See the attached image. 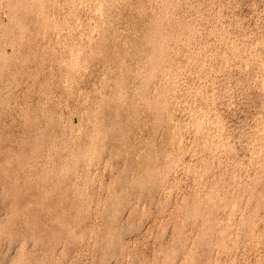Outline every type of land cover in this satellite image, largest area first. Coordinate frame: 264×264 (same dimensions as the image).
Masks as SVG:
<instances>
[{
  "label": "rangeland",
  "instance_id": "374dc122",
  "mask_svg": "<svg viewBox=\"0 0 264 264\" xmlns=\"http://www.w3.org/2000/svg\"><path fill=\"white\" fill-rule=\"evenodd\" d=\"M263 70L264 0H0V264H264Z\"/></svg>",
  "mask_w": 264,
  "mask_h": 264
},
{
  "label": "bare ground",
  "instance_id": "6f19581e",
  "mask_svg": "<svg viewBox=\"0 0 264 264\" xmlns=\"http://www.w3.org/2000/svg\"><path fill=\"white\" fill-rule=\"evenodd\" d=\"M85 1V0H84ZM78 2H79V0H78ZM91 2V1H90ZM39 3V2H38ZM75 3V2H74ZM88 3V2H87ZM95 3V2H94ZM40 4V3H39ZM38 4V5H39ZM73 4V3H72ZM83 4V3H82ZM93 4V3H92ZM98 4V3H97ZM105 4V3H104ZM42 5V4H41ZM75 5V4H74ZM107 5H108V3H107ZM71 6V5H70ZM77 6H78V4H77ZM87 6H88V4H87ZM105 6V5H104ZM109 6V5H108ZM107 6V7H108ZM80 7V6H79ZM84 7V6H83ZM32 8V7H31ZM109 8V7H108ZM37 9V8H36ZM39 9V8H38ZM95 9V8H94ZM83 10V9H82ZM74 12H75V9L73 10ZM103 11V10H102ZM29 12V11H28ZM90 12V11H89ZM95 12V11H94ZM104 13V12H103ZM39 14V13H38ZM92 14V13H91ZM95 14V13H94ZM96 15H99V14H96ZM106 15V14H105ZM93 16H95V15H93ZM91 18V17H90ZM98 18V17H97ZM101 18V17H100ZM88 19H89V17H88ZM102 19V18H101ZM87 20V19H86ZM98 20V19H97ZM86 22V21H85ZM94 24V23H93ZM96 24V23H95ZM42 26V25H41ZM105 26V25H104ZM166 26V25H165ZM44 27H45V25H44ZM162 27H163V25H162ZM75 28V27H74ZM78 28V27H77ZM44 29V28H43ZM48 29V28H47ZM80 29V28H79ZM96 29V28H95ZM165 29V28H164ZM163 29V30H164ZM94 30V29H93ZM70 31H71V29H70ZM69 31V32H70ZM77 31V30H76ZM78 32V31H77ZM86 32H84L83 34H85ZM161 34V33H160ZM159 34V35H160ZM100 35V34H99ZM102 36V35H101ZM164 37V36H163ZM160 38V37H159ZM169 38V37H168ZM153 39V38H152ZM165 39V38H164ZM163 38H162V40H164ZM100 40V39H99ZM155 40V39H154ZM74 42V41H73ZM167 41L165 40V43H166ZM154 43H155V41H154ZM157 43V42H156ZM159 43V42H158ZM163 43V42H162ZM168 43V42H167ZM167 43L165 44V45H167ZM182 43V42H181ZM98 44V43H97ZM168 44H170V42L168 43ZM158 45V44H157ZM163 45V44H162ZM161 45V46H162ZM164 46V45H163ZM174 46V45H173ZM183 46H184V44H183ZM182 46V48H184ZM234 46V45H233ZM232 46V47H233ZM75 47H76V45H75ZM74 47V48H75ZM87 47V46H86ZM85 47V48H86ZM155 47H156V45H155ZM154 47V48H155ZM181 47V46H180ZM226 47V46H225ZM97 48V47H96ZM99 48V47H98ZM161 48H163V47H161ZM168 49H169V47H167ZM234 48V47H233ZM92 49H93V46H92ZM153 49V48H152ZM156 49H157V47H156ZM164 49H166V46L164 47ZM164 49H163V51H164ZM174 49V48H173ZM94 50V49H93ZM150 50H151V48H150ZM158 50H160V47L158 48ZM167 50V49H166ZM74 51H75V49H74ZM89 51V50H88ZM101 51V50H100ZM163 51L161 52V54H163ZM168 51V50H167ZM172 51V50H171ZM229 51V50H228ZM91 52V51H90ZM164 52H166V51H164ZM169 52V51H168ZM232 52H233V50H232ZM79 53V52H78ZM156 53H160V51L159 52H156ZM167 53V52H166ZM172 53V52H171ZM181 53V52H180ZM231 53V52H230ZM95 54V53H94ZM175 54V53H174ZM173 54V55H174ZM71 55V54H70ZM75 55V54H74ZM84 55V54H83ZM91 55V54H90ZM99 55V54H98ZM151 55H152V53H151ZM158 55V54H157ZM243 55H244V53H243ZM155 55H153V57H154ZM181 56V55H180ZM158 57H159V55H158ZM160 57H162V56H160ZM167 57V56H166ZM173 57V56H172ZM193 57H194V54H193ZM195 57H197L196 55H195ZM202 57V56H201ZM234 57V56H233ZM75 58V57H74ZM74 58H73V60H74ZM170 58V57H169ZM188 58V57H187ZM85 59V58H84ZM125 59V58H124ZM149 59V58H148ZM162 59V58H161ZM177 59V58H176ZM191 59H192V57H191ZM88 60V59H87ZM122 61H123V59H121ZM147 60V59H146ZM151 60H153V59H151ZM151 60H149V61H151ZM154 60H156V57H155V59ZM188 60V59H187ZM193 60V59H192ZM191 60V61H192ZM198 60H199V58H198ZM83 61H85V60H83ZM157 61V60H156ZM162 62H163V59L161 60ZM189 61H190V59H189ZM70 62V61H69ZM79 62H81V61H79ZM161 62V63H162ZM194 62V61H193ZM200 62V61H199ZM225 62H226V60H225ZM82 63V62H81ZM91 63V62H90ZM153 63V62H152ZM156 63V62H155ZM161 63H160V66H161ZM201 63V62H200ZM76 64V63H75ZM84 64V63H83ZM186 64H188V61H187V63ZM70 65V64H69ZM159 65V64H158ZM173 65V64H172ZM176 65V64H175ZM180 65V64H179ZM200 65V64H199ZM82 66V65H81ZM120 66H121V64H120ZM90 67V66H89ZM165 67H166V65H165ZM170 67H171V65H170ZM189 67V66H188ZM79 68V67H78ZM81 69H82V67H80ZM172 68V67H171ZM170 68V69H171ZM194 68V67H193ZM196 68V67H195ZM194 68V69H195ZM117 69V68H116ZM120 69V68H119ZM130 69V68H129ZM135 69L136 68H134V71H135ZM165 69V68H164ZM76 70V69H75ZM163 70V69H162ZM167 70V69H166ZM173 70V69H172ZM174 70H175V68H174ZM73 71V70H72ZM138 71V70H137ZM139 71H142V70H139ZM178 71V70H177ZM184 71V70H183ZM264 71V70H263ZM165 72V71H164ZM83 73V72H82ZM127 73V72H126ZM143 73V72H142ZM162 73V72H161ZM179 73V72H178ZM135 74V73H134ZM138 74V73H137ZM164 74V73H163ZM176 74V73H175ZM181 74V73H180ZM179 74V75H180ZM185 74V73H184ZM189 74V73H188ZM136 75V74H135ZM139 76V75H138ZM148 76V75H147ZM146 76V77H147ZM151 76V75H150ZM163 76V75H162ZM171 76V75H170ZM182 76V75H181ZM145 77V78H146ZM164 77V76H163ZM172 77V76H171ZM175 77H176V75H175ZM137 78V77H136ZM167 78V77H166ZM179 78V77H178ZM132 79V78H131ZM134 79V78H133ZM142 79H144V77L142 78ZM151 79V78H150ZM140 80H141V78H140ZM149 80V79H148ZM147 80V81H148ZM168 80H169V78H168ZM118 81V80H117ZM143 81V80H142ZM147 81H146V83H147ZM170 81V80H169ZM166 82V81H165ZM181 82V81H180ZM139 83V82H138ZM167 83V82H166ZM176 83V82H175ZM173 84V83H172ZM99 85V84H98ZM164 85V84H163ZM178 85V84H177ZM182 85V84H181ZM142 86V85H141ZM140 86V87H141ZM145 86V85H144ZM169 86V85H168ZM174 86V85H173ZM102 87V86H101ZM177 86H175V88H176ZM136 88H137V86H136ZM115 89V88H114ZM183 89V88H182ZM181 89V90H182ZM102 90V89H101ZM119 90V89H118ZM122 90V89H121ZM136 90V89H135ZM175 90V89H174ZM177 90H178V88H177ZM109 91V90H108ZM179 91V90H178ZM120 92V91H119ZM129 92H130V90H129ZM99 93H100V91H99ZM102 93V92H101ZM97 94V93H96ZM136 94V93H135ZM142 94V93H141ZM104 95V94H103ZM108 95V94H107ZM115 95H116V93H115ZM121 95V94H120ZM120 95H119V97H120ZM143 95H144V93H143ZM98 96V95H97ZM113 96V95H112ZM123 96V95H122ZM174 96V95H173ZM95 97V96H94ZM168 97V96H167ZM170 97V96H169ZM185 97V96H184ZM188 97H189V95H188ZM106 98V97H105ZM123 98V97H122ZM127 98V97H126ZM139 98V97H138ZM147 98V97H146ZM157 98V97H156ZM92 99V98H91ZM90 99V100H91ZM100 99V98H99ZM107 99V98H106ZM140 99V98H139ZM143 99V98H142ZM177 99V98H176ZM83 100V99H82ZM115 100H116V98H115ZM122 100V99H121ZM123 100H125V98H123ZM170 100V99H169ZM184 100V99H183ZM189 100H190V98H189ZM107 101V100H106ZM132 101V100H131ZM146 100H144V102H145ZM151 101V100H150ZM103 102V101H102ZM124 102V101H123ZM154 102H155V100H154ZM189 102V101H188ZM106 103V102H105ZM198 103V102H197ZM146 104V103H145ZM91 105V104H90ZM122 105V104H121ZM147 105V104H146ZM180 105H182V102H181V104ZM187 105V104H186ZM198 105V104H197ZM202 105V104H201ZM124 106V105H123ZM178 106V105H177ZM183 107V106H182ZM203 107V106H202ZM148 108V107H147ZM188 108H189V106H188ZM155 109V108H154ZM207 109V108H206ZM84 111V110H83ZM190 111V110H189ZM88 112V111H87ZM99 112H101V111H99ZM207 112V111H206ZM190 113V112H189ZM188 113V114H189ZM94 114V113H93ZM102 113H100V115H101ZM180 114V113H179ZM191 114H193V113H191ZM196 114H197V112H196ZM186 115V114H185ZM200 115H201V113H200ZM97 116H98V114H97ZM96 116V117H97ZM102 116V115H101ZM100 116V117H101ZM129 116V115H128ZM138 116V115H137ZM203 116V115H202ZM93 117V116H92ZM180 117V116H179ZM190 117V116H189ZM199 117V116H198ZM209 117H210V115H209ZM98 119H99V117H97ZM102 118V117H101ZM169 118V117H168ZM171 118H172V116H171ZM182 118V117H181ZM187 118V117H186ZM126 119V118H125ZM154 119V118H153ZM179 119V118H178ZM189 119V118H188ZM191 119V118H190ZM193 119H194V117H193ZM88 120V119H87ZM96 120V119H95ZM101 120V119H100ZM127 120V119H126ZM168 120V119H167ZM170 120V119H169ZM197 120V119H196ZM98 121V120H97ZM97 121H96V123H97ZM130 121V120H129ZM185 121H187V120H185ZM215 121V120H214ZM94 122V121H93ZM101 122V121H100ZM135 122H136V120H135ZM151 122H152V120H151ZM170 122H171V120H170ZM213 122V121H212ZM174 123H175V121H174ZM179 123V122H178ZM192 123V122H191ZM204 123V122H203ZM210 123V122H209ZM182 124V123H181ZM187 124V123H186ZM205 124V123H204ZM88 125V124H87ZM191 125V124H190ZM209 125H212V124H209ZM93 126H94V124H93ZM98 126V125H97ZM179 126V125H178ZM185 126V125H184ZM207 126V125H206ZM214 126V125H213ZM92 127V126H91ZM109 127V126H108ZM146 127V126H145ZM212 127V126H211ZM210 127V128H211ZM215 127V126H214ZM217 128V127H216ZM97 129V128H96ZM169 129V128H168ZM207 129H208V127H207ZM219 129V128H218ZM217 129V130H218ZM91 130H93V129H91ZM194 130H195V128H194ZM210 130V129H209ZM208 130V131H209ZM179 131V130H178ZM201 131V130H200ZM199 131V132H200ZM205 131V130H204ZM92 132V131H91ZM207 132V131H206ZM101 133V132H100ZM197 133V132H196ZM203 133V132H202ZM99 134V133H98ZM201 134V133H200ZM96 135H97V133H96ZM95 134H94V136H96ZM182 135H183V133H182ZM182 135H180V136H182ZM196 135V134H195ZM204 135V134H203ZM172 136V135H171ZM174 136V135H173ZM175 137H176V135H175ZM92 138V137H91ZM99 138V137H98ZM215 138V137H214ZM87 139H88V137H87ZM95 139V138H94ZM96 139H97V136H96ZM181 139V138H180ZM211 139V138H210ZM92 140H93V138H92ZM169 140V139H168ZM213 140H217V138H215V139H213ZM95 141V140H94ZM97 141V140H96ZM206 141V140H205ZM173 142V141H172ZM179 142V141H178ZM94 144V143H93ZM211 144V143H210ZM209 144V145H210ZM91 146H92V144H90ZM208 145V144H207ZM94 146V145H93ZM213 146V145H212ZM93 148V147H92ZM92 148H91V151H92ZM88 152V151H87ZM94 152H96V151H94ZM99 152V151H98ZM89 153H91L90 151H89ZM97 153V152H96ZM96 153H94V154H96ZM93 155V154H92ZM84 156V155H83ZM86 156V155H85ZM91 157V154L89 155V154H87V159H88V157ZM98 156H100V155H98ZM86 157H84V158H86ZM97 157V156H96ZM96 157H94L95 159H96ZM83 158V157H82ZM179 160V159H178ZM85 161H86V159H85ZM94 161V160H93ZM176 161V160H175ZM85 163V162H84ZM95 163V162H94ZM169 163V162H168ZM167 163V164H168ZM178 163V162H177ZM91 164V163H90ZM86 166V165H85ZM93 167H94V165H93ZM86 168V167H85ZM166 168V167H165ZM164 168V169H165ZM168 169V168H167ZM164 172H165V170H164Z\"/></svg>",
  "mask_w": 264,
  "mask_h": 264
}]
</instances>
